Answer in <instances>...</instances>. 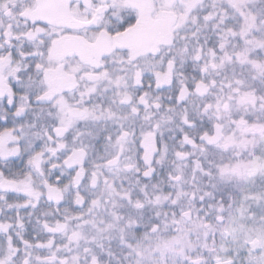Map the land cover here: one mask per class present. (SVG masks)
Masks as SVG:
<instances>
[{
	"label": "snow or ice",
	"instance_id": "obj_1",
	"mask_svg": "<svg viewBox=\"0 0 264 264\" xmlns=\"http://www.w3.org/2000/svg\"><path fill=\"white\" fill-rule=\"evenodd\" d=\"M0 264H264V0H0Z\"/></svg>",
	"mask_w": 264,
	"mask_h": 264
}]
</instances>
